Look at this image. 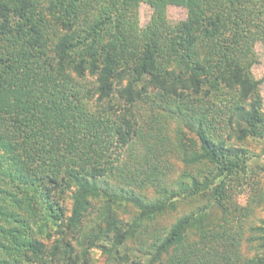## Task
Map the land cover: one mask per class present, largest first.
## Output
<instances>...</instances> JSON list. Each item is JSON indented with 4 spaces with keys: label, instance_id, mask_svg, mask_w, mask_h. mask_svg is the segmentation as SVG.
I'll return each instance as SVG.
<instances>
[{
    "label": "trees",
    "instance_id": "1",
    "mask_svg": "<svg viewBox=\"0 0 264 264\" xmlns=\"http://www.w3.org/2000/svg\"><path fill=\"white\" fill-rule=\"evenodd\" d=\"M143 1L152 12L141 27ZM168 5L186 17L170 22ZM258 41L264 0H0V264H87L93 245L106 264H237L231 188L250 169L241 143L264 138L251 71ZM165 140L201 167V178L156 181L162 196L146 200L129 183L163 175L155 162ZM138 146V167L118 162ZM110 176L128 186L109 184ZM66 190L67 216L59 203ZM184 200L203 204L155 237L148 257L120 253L145 220ZM124 204L136 209L127 221L117 212ZM253 230L263 249L246 264H264V225ZM52 232L47 248L41 236Z\"/></svg>",
    "mask_w": 264,
    "mask_h": 264
},
{
    "label": "rangeland",
    "instance_id": "2",
    "mask_svg": "<svg viewBox=\"0 0 264 264\" xmlns=\"http://www.w3.org/2000/svg\"><path fill=\"white\" fill-rule=\"evenodd\" d=\"M152 9L146 2H141L138 7L139 26H144L150 18ZM166 16L170 22H177L186 17V10L183 7L168 5L166 8ZM255 51L257 54V63L251 68L252 74L255 79L259 80V93L262 99V107L264 110V42H256ZM142 126H146L147 122H142ZM165 132L170 136H174V130L176 124L171 121H166ZM170 139V138H169ZM171 140V139H170ZM237 143V142H236ZM241 145L247 148L252 155L249 161V173L247 174V181L241 186H232V202L239 208L235 213L233 212L228 216L229 223L232 229L240 232L239 245H238V258L237 264H246L255 254L260 252L263 248L260 247V241L256 239L261 232L254 231L253 227L263 226L264 220V138H246ZM157 162L160 169L163 171V175H157L154 178V183L147 180L146 185L139 187V183H129V186L133 187L136 192L145 197L146 200L158 199L162 194L156 191V181H160L163 184L169 186H175L177 181H184L189 183V179L185 174H193L198 176L200 172L195 166L186 165L182 161V155L177 150L174 142L165 140L161 147L156 149ZM131 154V155H130ZM144 154V149L141 146L130 149L129 151H122L118 162L128 161L129 165L133 168L138 167L140 157ZM130 155V157H129ZM134 155V156H132ZM148 169V168H147ZM141 170V169H140ZM144 174L147 171H142ZM200 174V173H199ZM159 176V177H158ZM161 177V178H160ZM201 178L200 176H198ZM109 184H115L116 186L127 187V183L117 182L116 178H105ZM154 184V185H153ZM71 190H66L60 198V205L63 207L65 216L69 215L71 207ZM102 204V198L92 200L91 208L88 209V214L85 218L84 224H87L88 220L96 213V208ZM203 204L202 201L196 200H184L176 204L173 210H169L166 213L156 216L150 220H145L138 230V232L131 238L125 240L120 246L119 251L121 254L126 253L128 259L140 258L144 260L148 257V252L151 250L150 246L154 238L158 235H163L164 232L170 227V225L180 216L193 210L196 206ZM118 217L124 221L129 220L134 213H136L135 207L129 204H124L118 207ZM56 234H52L47 238L46 235H42L41 239L47 245V248L53 244ZM195 235L190 236V240H195ZM79 240L74 239L72 245L76 251H79ZM87 264H106L105 256L102 255L101 249L98 246H91L87 252ZM47 258H51L50 255ZM49 260V259H48ZM52 260V258H51ZM81 260L76 264H81ZM51 264H58L56 260H53Z\"/></svg>",
    "mask_w": 264,
    "mask_h": 264
}]
</instances>
